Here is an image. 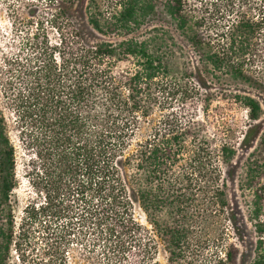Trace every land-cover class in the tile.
Listing matches in <instances>:
<instances>
[{"label": "trees", "instance_id": "obj_1", "mask_svg": "<svg viewBox=\"0 0 264 264\" xmlns=\"http://www.w3.org/2000/svg\"><path fill=\"white\" fill-rule=\"evenodd\" d=\"M187 3L51 0L49 14L44 15H50L59 42L27 41L32 52L22 66L23 88L13 98L20 123L29 125L26 130L38 149V176L48 195L41 209L56 201L60 190L56 179L82 176L78 186L86 195L80 213L85 224L95 221L108 237L132 236L136 201L156 227L170 264L185 253L196 226L204 228L212 212L227 206L219 164L232 163L236 145L231 141L236 134L227 129V122L205 118L210 117L211 104L237 106L254 124L261 105L240 86L264 92V79L251 68L258 39L264 37V16L240 14L228 25L215 24L214 31L202 34L203 25L187 11ZM159 4L185 35L200 68L172 77L166 61L172 42L157 34L133 36L155 17ZM77 6L92 30L117 41L86 42L72 19ZM175 96L180 97L179 108L154 117V106L164 108ZM251 124L240 134L239 144L248 143ZM263 142L264 134L259 146ZM15 154L0 112V264H7L13 243ZM261 161L255 158L246 173L255 201L252 264H264ZM90 190L95 194L88 196ZM53 215L56 220L63 217L59 210ZM238 254L231 242L216 264H237Z\"/></svg>", "mask_w": 264, "mask_h": 264}, {"label": "rangeland", "instance_id": "obj_2", "mask_svg": "<svg viewBox=\"0 0 264 264\" xmlns=\"http://www.w3.org/2000/svg\"><path fill=\"white\" fill-rule=\"evenodd\" d=\"M50 1L0 0V112L16 151V186L12 193L15 226L7 264H170L156 227L136 201H133L131 210L136 222L132 236L108 237L105 228L102 231L103 226L97 227L95 221L85 224L80 213L84 211L82 201L86 195H82L78 186L82 176L73 175L71 179L70 175H65L62 180L56 179L60 187L57 199L49 208L41 209L46 205L48 195L38 176L41 166L35 157L38 149L30 131L26 130L29 125L22 127L20 123L13 98L23 88L22 66H26L28 61L24 62L32 52L27 41L38 38L39 41L48 40L51 45L59 42V35L49 22L50 15H44V12L48 13ZM157 9L155 17L152 16L133 36L141 39L157 34L172 42L166 60L172 77H179L189 68H200L185 35L176 29L163 5L159 4ZM186 9L203 25L201 32L206 34L214 31L215 24L226 26L240 14L255 19L264 16V0H188ZM72 19L88 43L117 41L92 30L80 6L74 10ZM251 68L264 79V37L258 39V51ZM193 75L196 76V71ZM240 89L261 105L262 113L254 124L247 120L245 110L222 102H213L208 113L210 117H205L212 122H227L230 127L227 129L236 134L231 141L236 145L232 163L219 164L227 206L212 212L204 228L196 226L189 247H185V253L172 264H216L231 242L239 251L237 264H252L254 260L257 235L252 210L255 201L246 173L255 158L264 161V142L259 146L264 134V92L252 90L245 84ZM180 101V97L175 96L164 108L154 106V117L178 109ZM213 115L215 118L212 119ZM199 116H202L201 112ZM250 124L248 143L239 144L240 134ZM31 134L36 136L34 132ZM258 183L255 180L254 184ZM86 192L88 196L95 194L92 190ZM259 204L261 220L264 221V193ZM55 210H59L63 217L56 220Z\"/></svg>", "mask_w": 264, "mask_h": 264}]
</instances>
